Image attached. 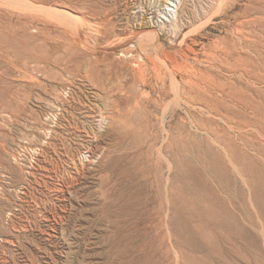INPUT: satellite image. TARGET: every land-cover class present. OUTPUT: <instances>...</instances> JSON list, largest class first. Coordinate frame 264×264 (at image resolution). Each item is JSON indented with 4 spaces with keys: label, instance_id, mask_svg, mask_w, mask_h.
Wrapping results in <instances>:
<instances>
[{
    "label": "rangeland",
    "instance_id": "rangeland-1",
    "mask_svg": "<svg viewBox=\"0 0 264 264\" xmlns=\"http://www.w3.org/2000/svg\"><path fill=\"white\" fill-rule=\"evenodd\" d=\"M162 2L0 0V264H264V0Z\"/></svg>",
    "mask_w": 264,
    "mask_h": 264
},
{
    "label": "bare ground",
    "instance_id": "bare-ground-1",
    "mask_svg": "<svg viewBox=\"0 0 264 264\" xmlns=\"http://www.w3.org/2000/svg\"><path fill=\"white\" fill-rule=\"evenodd\" d=\"M182 2V0H163L162 3H160V5H162V7L160 8V12L163 14V16L161 17V23L163 24H166V21L169 22L170 24L176 26L178 25V22H179V13H178V9H179V6H180V3ZM70 3V2H69ZM65 7V6H64ZM49 10L51 11H58L60 12L61 14H63L65 17L67 16V19L69 18L70 20L72 19V17H70V13L67 12V11H62L61 9H52L50 8ZM40 11V10H39ZM159 11V10H158ZM48 12V11H47ZM56 13V12H54ZM73 21V20H72ZM158 21V20H157ZM145 22V21H144ZM147 24V23H146ZM70 25V24H69ZM142 25V24H141ZM159 25V24H158ZM73 26V25H72ZM153 26V24H152ZM164 26V25H163ZM151 27V26H150ZM75 28V27H74ZM142 28V27H141ZM79 31V29L77 30ZM113 31V30H112ZM66 32V31H65ZM64 33V32H63ZM70 33V32H69ZM153 33V37L157 38L158 34L157 33ZM73 34V33H72ZM133 35V34H132ZM149 37V36H148ZM115 38V36H114ZM113 38V39H114ZM74 41V40H73ZM87 42V41H86ZM111 43V42H110ZM85 44V43H84ZM73 45V46H72ZM87 45V44H86ZM70 46V45H69ZM71 46L74 48L73 50H77V52H81L82 54H84L85 56H83V58L86 57V62L90 65V69H92V71H99L98 70V63L101 61L100 57L95 53L96 49H93L92 46L91 47H88V46H85V48L83 47L82 48H79L74 42H71ZM107 46L105 51H104V55H105V58L106 59H111L113 54H115V51H114V46L113 45H105ZM82 47V46H81ZM69 49L72 50V48L69 47ZM70 51V52H74L76 53L75 51ZM103 51V50H102ZM122 51V50H121ZM69 52V53H70ZM156 53V52H155ZM71 54V53H70ZM78 53H76L77 55ZM79 55V54H78ZM116 55L118 56H124L123 57V61H126L128 56H130V58H132V62H133V65L130 67V71L133 75V77H137L139 79H142L143 82H145V79L142 77L144 76L145 74V71L146 70H151L154 72L155 76L157 77L159 74V70H158V66L155 65L153 59L151 58L150 55L147 56V61L149 62V67L148 66H143V63L142 61H145L146 59H144L143 57L139 58V59H136L134 58L133 54L131 53L130 49H124L122 53H117ZM66 56V55H65ZM74 55H72V60L74 61V58L75 60H77L78 58L75 56L73 58ZM81 56V55H80ZM79 56V57H80ZM68 57V56H67ZM65 58V59H68V58ZM77 58V59H76ZM122 58V57H121ZM130 58H128L129 62H130ZM64 59V58H63ZM161 61H163L164 65L166 68H168L169 66V63L171 62V55L170 53L164 51L161 55ZM120 60V59H119ZM157 60V59H156ZM68 61V60H67ZM70 61V60H69ZM66 62V61H65ZM76 61H74L73 63H75ZM78 63H80V60L78 61ZM81 63H83L81 61ZM157 63V62H156ZM68 64H70L68 62ZM67 65V64H66ZM82 65V64H81ZM80 64L78 65L80 67V69L82 68ZM76 67H77V64H76ZM68 68V66H67ZM161 68V67H160ZM76 70H79V69H76ZM162 70V69H161ZM147 72V71H146ZM81 75V74H80ZM86 75V74H85ZM87 76V75H86ZM173 76V75H172ZM87 78V77H86ZM160 78V76H159ZM174 78V77H173ZM147 79V78H146ZM158 79V78H157ZM155 79V80H157ZM159 80V79H158ZM140 81V80H139ZM163 89V88H162ZM224 89V88H223ZM152 90V89H151ZM180 90V89H179ZM181 91V90H180ZM181 92H184L183 90ZM199 93V92H198ZM188 96V95H187ZM186 96V97H187ZM220 96V95H219ZM159 98L163 99L165 98L163 95H159ZM214 98H217L214 96ZM223 98V97H222ZM229 98V97H228ZM71 99V98H70ZM188 99V98H187ZM226 99V98H225ZM67 100V99H66ZM228 100V99H227ZM137 101V100H136ZM166 101V100H165ZM186 101V100H185ZM155 102V101H154ZM188 102V101H187ZM224 102V101H223ZM226 102V101H225ZM169 103V102H168ZM185 103V102H184ZM197 103V102H196ZM230 103V102H229ZM234 103V102H233ZM199 104V103H198ZM204 104V103H203ZM228 104V103H227ZM206 105V104H205ZM197 106V105H196ZM116 107V106H115ZM195 107V106H194ZM165 109V108H164ZM206 109H208V111H212L214 109H212L211 107H207ZM148 110V109H147ZM197 110V109H196ZM199 112V111H198ZM223 115V114H222ZM170 116L171 117V114L169 115V111L167 110H164L163 112V120H164V123L166 124V122H170L169 120L167 121V117ZM222 118V117H221ZM229 118V117H228ZM261 118V117H260ZM120 119V118H119ZM201 119V118H200ZM215 119V118H214ZM262 119V118H261ZM227 120V119H226ZM229 120H232V119H229ZM228 120V121H229ZM166 121V122H165ZM214 121V120H213ZM217 121V120H216ZM226 122V121H225ZM231 122V121H229ZM163 124V123H162ZM199 124V123H198ZM232 125V123H231ZM232 127V126H231ZM257 141V140H256ZM258 142V141H257ZM264 149V148H263ZM170 154V153H169ZM233 158V157H232ZM168 169V168H167ZM169 170V169H168Z\"/></svg>",
    "mask_w": 264,
    "mask_h": 264
}]
</instances>
